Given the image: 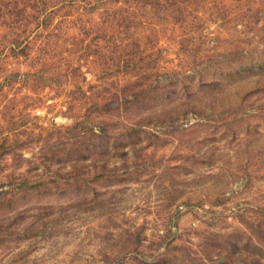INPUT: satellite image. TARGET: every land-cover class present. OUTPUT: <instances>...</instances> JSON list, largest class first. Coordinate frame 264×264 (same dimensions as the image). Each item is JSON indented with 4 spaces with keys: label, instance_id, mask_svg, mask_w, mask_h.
Returning a JSON list of instances; mask_svg holds the SVG:
<instances>
[{
    "label": "rangeland",
    "instance_id": "obj_1",
    "mask_svg": "<svg viewBox=\"0 0 264 264\" xmlns=\"http://www.w3.org/2000/svg\"><path fill=\"white\" fill-rule=\"evenodd\" d=\"M0 264H264V0H0Z\"/></svg>",
    "mask_w": 264,
    "mask_h": 264
}]
</instances>
